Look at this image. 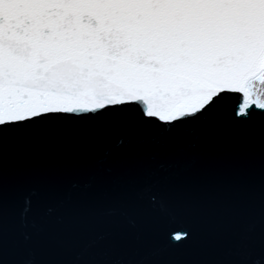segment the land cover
<instances>
[{
    "label": "snow or ice",
    "instance_id": "1",
    "mask_svg": "<svg viewBox=\"0 0 264 264\" xmlns=\"http://www.w3.org/2000/svg\"><path fill=\"white\" fill-rule=\"evenodd\" d=\"M0 264H264V0H0Z\"/></svg>",
    "mask_w": 264,
    "mask_h": 264
},
{
    "label": "water",
    "instance_id": "2",
    "mask_svg": "<svg viewBox=\"0 0 264 264\" xmlns=\"http://www.w3.org/2000/svg\"><path fill=\"white\" fill-rule=\"evenodd\" d=\"M185 227V222L180 217H169L159 226L156 231L155 238L157 240H163L166 237V234L169 230L175 229L179 230ZM177 234L172 232V235Z\"/></svg>",
    "mask_w": 264,
    "mask_h": 264
}]
</instances>
